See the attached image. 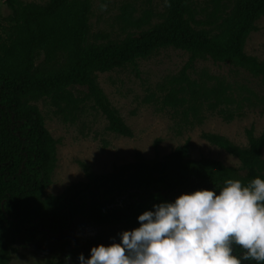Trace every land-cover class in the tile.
Masks as SVG:
<instances>
[{
	"label": "trees",
	"instance_id": "1",
	"mask_svg": "<svg viewBox=\"0 0 264 264\" xmlns=\"http://www.w3.org/2000/svg\"><path fill=\"white\" fill-rule=\"evenodd\" d=\"M0 1L13 11L16 51L12 59L0 57V264H10L19 238L61 233L90 207L95 222L121 224L131 231L140 226L138 217L143 212L174 202L181 194L208 189L219 195L227 179H239L245 186L256 177L264 179V130L257 135L251 127L246 130V146L222 134H202L238 158L240 167L191 158L187 140L168 155L151 160L137 151L132 162L115 165L108 173H96L82 163L86 180L71 183L59 195H48L58 141L39 108L29 103L48 97L56 112L69 120L86 101H92L110 130L131 136V128L100 86L98 73L125 66L138 72L140 59L174 47L189 57L177 74L159 84L162 108L172 109L188 124L201 123L204 108L232 120L234 113L222 107L234 101L227 86H207L193 79L191 71L198 59L209 56L247 69L264 86V58L245 52L249 35L264 15V0H165V14L153 25L151 10L132 19L134 9L126 5L124 21L149 26L138 35L101 43L98 40L107 35L95 34L90 40L91 0ZM37 48L45 49L49 61L67 53V66L34 72ZM75 87H84L85 95L77 94Z\"/></svg>",
	"mask_w": 264,
	"mask_h": 264
},
{
	"label": "rangeland",
	"instance_id": "2",
	"mask_svg": "<svg viewBox=\"0 0 264 264\" xmlns=\"http://www.w3.org/2000/svg\"><path fill=\"white\" fill-rule=\"evenodd\" d=\"M23 1L45 4L48 0ZM197 1L204 3L206 0ZM101 4H107L106 10H101ZM126 5L134 9L132 19L141 17L145 10H151L153 18L150 25L160 22L166 9L165 0H91L90 40H94L95 34H105L107 38L98 42L121 41L146 29L149 25L139 27L121 18ZM14 25L12 9L0 1L2 58L12 59L16 54ZM245 52L264 58V15L257 21V29L249 35ZM188 57L185 50L168 47L140 59L138 72L132 66H125L98 73L100 86L131 128V136L110 130L107 118L92 101H86L74 118L67 120L56 112L48 97L31 99L29 103L39 108L47 129L58 141L57 166L46 194L59 195L71 183L86 180L82 163L88 164L96 173H108L115 165L132 162L137 151L151 160L168 155L187 140L190 141L191 158H211L240 167L238 158L210 143L202 134H222L246 146L248 128L253 127L257 135L264 130V86L259 78L241 66L216 61L209 56L200 58L191 71V77L207 86L225 84L234 101L222 107H227L235 116L226 120L221 114L204 108L201 123H185L172 109L162 108L159 84L177 74ZM67 64V53L49 61L45 49L35 50L34 72L58 71ZM74 90L85 95L84 87H75ZM262 155L264 157V149ZM124 231L127 227L121 224L95 222L90 207L61 233L44 234L34 240L19 238L11 250L10 264H80L78 257L81 253L85 259L90 258L92 247L119 243L120 234ZM69 254L70 259L66 260Z\"/></svg>",
	"mask_w": 264,
	"mask_h": 264
},
{
	"label": "clouds",
	"instance_id": "3",
	"mask_svg": "<svg viewBox=\"0 0 264 264\" xmlns=\"http://www.w3.org/2000/svg\"><path fill=\"white\" fill-rule=\"evenodd\" d=\"M153 207L119 243L81 253L80 264H264V179H227L219 195L201 189Z\"/></svg>",
	"mask_w": 264,
	"mask_h": 264
}]
</instances>
